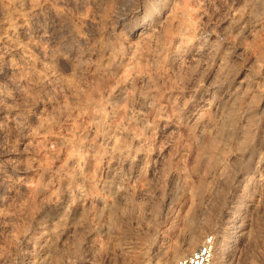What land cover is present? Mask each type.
I'll return each mask as SVG.
<instances>
[{"label": "rangeland", "instance_id": "374dc122", "mask_svg": "<svg viewBox=\"0 0 264 264\" xmlns=\"http://www.w3.org/2000/svg\"><path fill=\"white\" fill-rule=\"evenodd\" d=\"M208 234L264 264V0H0V264Z\"/></svg>", "mask_w": 264, "mask_h": 264}, {"label": "built area", "instance_id": "2783aa9c", "mask_svg": "<svg viewBox=\"0 0 264 264\" xmlns=\"http://www.w3.org/2000/svg\"><path fill=\"white\" fill-rule=\"evenodd\" d=\"M216 245L217 237L208 234L196 249L177 260L176 264H213Z\"/></svg>", "mask_w": 264, "mask_h": 264}, {"label": "bare ground", "instance_id": "6f19581e", "mask_svg": "<svg viewBox=\"0 0 264 264\" xmlns=\"http://www.w3.org/2000/svg\"><path fill=\"white\" fill-rule=\"evenodd\" d=\"M21 2V1H20ZM14 5V4H13ZM77 29V28H76ZM3 34V33H2ZM79 34V33H78ZM73 35V34H72ZM76 36V35H75ZM80 36V35H79ZM6 37V36H5ZM82 39V38H81ZM179 43V42H178ZM78 45V44H77ZM18 47V46H17ZM115 48V47H114ZM21 50V49H20ZM26 50V49H25ZM24 50V51H25ZM114 52V51H113ZM105 64V63H104ZM232 113V112H231ZM231 119V118H230ZM225 121H226V119H225ZM236 125V124H235ZM231 133V132H230ZM112 139V138H111ZM73 154V153H72ZM74 155V154H73ZM131 157V156H130ZM109 162V161H108ZM122 162V161H121ZM109 207V206H108ZM197 243H198V237L197 236H195V235H193L192 234V236L189 238V242L187 243V246H186V248L185 249H183L182 251H185V250H187V249H189V248H192V247H195L196 245H197ZM186 245V244H185ZM216 247H217V245H216ZM220 247V246H219ZM184 248V247H183ZM218 249V248H217ZM181 250V249H180ZM179 250V251H180ZM179 251H177V252H179ZM50 252V251H49ZM181 252V251H180ZM216 252V251H215ZM191 253V252H190ZM189 253V254H190ZM178 254H180V253H178ZM215 256V255H214ZM177 257V253L175 254V255H173V259L172 260H167V261H165V262H163V264H170L175 258ZM183 257V256H182ZM180 259V258H179Z\"/></svg>", "mask_w": 264, "mask_h": 264}]
</instances>
